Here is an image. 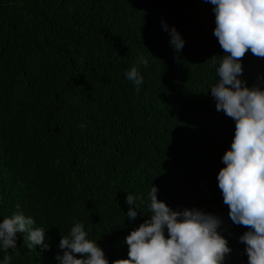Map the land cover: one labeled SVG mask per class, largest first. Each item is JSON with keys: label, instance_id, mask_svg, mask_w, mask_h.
Instances as JSON below:
<instances>
[{"label": "trees", "instance_id": "1", "mask_svg": "<svg viewBox=\"0 0 264 264\" xmlns=\"http://www.w3.org/2000/svg\"><path fill=\"white\" fill-rule=\"evenodd\" d=\"M162 21L184 38L179 53ZM214 29L208 0H0V221L22 211L49 245L31 250L18 234L11 264H59L76 222L109 264L126 259L152 185L173 210L217 216L224 264H247L249 229L232 222L217 180L235 121L211 95L225 55ZM241 60L246 85L264 86V57ZM134 66L139 92L125 76Z\"/></svg>", "mask_w": 264, "mask_h": 264}, {"label": "clouds", "instance_id": "2", "mask_svg": "<svg viewBox=\"0 0 264 264\" xmlns=\"http://www.w3.org/2000/svg\"><path fill=\"white\" fill-rule=\"evenodd\" d=\"M208 2L215 14L213 34L225 53L216 61L218 81L210 87L211 95L217 111L235 121L231 147L222 157L218 187L232 222L249 229L240 237L246 246L247 264H264V86L249 87L241 79V58L246 52L264 57V0ZM162 26L170 35V46L179 53L185 44L181 33L164 21ZM141 62L147 66L146 60ZM125 76L139 92L144 77L138 68L132 67ZM157 193L152 185L147 194L150 215L125 238L128 257L111 264H224L231 248L218 231L221 220L195 208L173 210ZM137 200L127 195L125 203L134 206L125 213L129 219L135 220L141 209ZM35 223L22 211L0 221V252L5 253L0 264H11L6 253L17 248L18 234L24 235L23 243L31 250L49 247L45 228ZM59 248L63 250L56 256L59 264H109L104 249L97 240L89 239L79 222L62 235Z\"/></svg>", "mask_w": 264, "mask_h": 264}]
</instances>
